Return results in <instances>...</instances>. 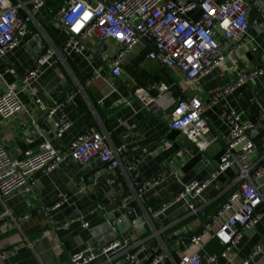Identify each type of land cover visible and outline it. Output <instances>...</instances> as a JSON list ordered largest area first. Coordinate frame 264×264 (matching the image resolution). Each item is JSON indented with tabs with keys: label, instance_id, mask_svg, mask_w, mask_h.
<instances>
[{
	"label": "crops",
	"instance_id": "0c3cea01",
	"mask_svg": "<svg viewBox=\"0 0 264 264\" xmlns=\"http://www.w3.org/2000/svg\"><path fill=\"white\" fill-rule=\"evenodd\" d=\"M66 1L47 0L36 22L30 25V33L6 58H0V94L13 86L25 105L23 112L0 126V138L14 158L23 160L46 142L56 150L68 152L73 140L89 126H94L108 136L111 146L117 150L125 146L126 152H119L122 166L114 170L97 159L83 166L94 172L87 177L73 172L69 160L54 171H37L32 190L20 189L0 200V249L8 252L5 257L0 255V264H73L72 255L87 248L96 250L101 242L110 238L108 218L115 208H108L128 195L133 196L134 190L139 192L144 184L148 190L134 196L130 206L136 209L138 216L123 213L131 221L143 216L148 231L140 235L134 225L124 226L118 223L119 218H113L117 239L143 241L144 248L137 254L139 259H145L147 254L165 245L171 251V258L163 264H175L179 259L176 250H183L182 241L188 234L201 231L233 191L230 185L235 171L231 169L205 188L196 213H191L188 200L175 198L183 185L209 178L224 154L228 126L220 116L221 110L234 108L255 122L264 115V74L253 86H245L219 104L211 99L214 92L224 88L234 77L264 66V31L260 27L264 0H249V38L243 39L222 64L224 74L214 71L192 87L184 86L176 70L149 57L151 48L145 41L123 57L120 76H115L111 70L119 50L112 39L99 42L88 38L85 52L64 51L67 33L57 24V19ZM189 15L199 17L201 14L196 9ZM37 36L43 39L42 44ZM231 44L233 46L234 42ZM49 48L58 52L43 66L31 86L36 97L46 103L77 94L74 101L62 108L72 125L61 137L56 136L57 120L43 116L30 92L21 87V79ZM98 65L104 66L100 72L94 71ZM141 87L161 96V103L167 104L171 99L185 100L190 95H201L207 104L205 117L211 123L209 148L201 153L180 131L170 129L169 109L160 114L149 113L135 96ZM55 90L56 99L52 96ZM260 129L264 135V121ZM258 155L256 151L250 161L256 160ZM137 158L140 161L130 168ZM162 173L168 178L150 187L151 180ZM57 203L60 205L55 208ZM161 206H165L166 211L153 228L146 213ZM119 207L120 204V210ZM257 212L264 213V204ZM78 213L89 223L88 228L74 220ZM65 221L71 223L68 228L53 231L55 225ZM263 238L264 219L244 231L240 244L227 257L220 255L224 247L213 238L204 249L202 264H210L207 260L210 255L219 256L216 264H243L246 260L250 264H264V246L262 252L253 255Z\"/></svg>",
	"mask_w": 264,
	"mask_h": 264
},
{
	"label": "built area",
	"instance_id": "2783aa9c",
	"mask_svg": "<svg viewBox=\"0 0 264 264\" xmlns=\"http://www.w3.org/2000/svg\"><path fill=\"white\" fill-rule=\"evenodd\" d=\"M46 4L47 0H0V58H6L9 52L19 46ZM196 9L201 15L190 16L189 13ZM85 13H90L87 19ZM57 24L67 33L63 46L66 52H85V40L88 38L99 42L114 40L119 45L118 54L111 65L115 76L122 74L123 57L145 41L151 48L148 56L176 70L186 87H192L214 71L224 74L222 64L235 52L234 48L239 47L243 39L249 36L251 29L249 0H67L58 11ZM260 27L264 31V14ZM231 42H234L233 46ZM56 52L55 48L47 49L21 79V87L30 92L43 116L57 120L56 136L61 137L72 125L62 108L74 101L77 94L46 103L36 97L31 86ZM103 68L98 65L94 71L100 72ZM263 74L264 66L241 73L224 88L214 92L212 101L219 104L245 86H253ZM135 96L149 113L160 114L169 109L170 129L180 131L199 152L204 153L209 148L211 123L205 117L207 104L201 95H190L185 100L171 99L167 104L161 103V96H155L148 88L141 87L136 90ZM24 110L25 105L15 87L9 86L0 94V126ZM243 114L230 107L221 110L220 116L228 126L224 154L209 178L183 185L175 197L177 201L188 200L191 213H196L198 200L200 202L205 188L229 170L235 171L230 185L233 191L199 233L182 241L183 250H176L179 259L175 264H202L204 249L213 238L224 247L220 255L227 257L240 244L244 231L264 219V213L257 212V208L264 204V135L260 131L264 115L255 122ZM256 151H259L257 159L250 161V156ZM119 152L125 153L126 147L115 149L109 144L108 136L94 126H89L79 134L68 152L56 150L46 142L37 151L29 152L23 160L14 158L0 138V200L3 201L20 189L32 190L35 184L33 177L37 171H54L68 158L82 165L99 158L114 170L122 166ZM139 161L135 159L130 168ZM167 178L168 175L162 173L151 180L149 186H157ZM146 190L148 186L144 184L139 192ZM139 192L134 190L133 196L128 195L121 201L119 208L122 212L138 216L136 209L130 206L135 197L140 196ZM59 205L57 203L55 208ZM165 211V206H161L146 213L147 221L153 228ZM74 220L80 221L84 228L89 227L81 213ZM70 224V221L57 224L53 231L57 233ZM143 244V241L116 239L99 252L91 248L78 252L70 257V262L113 264L115 259L126 254L133 264H163L171 258L170 249L162 245L147 254L145 259H139L137 254L143 250ZM262 246L264 238L253 255L262 252ZM7 254V251L0 249L1 256ZM218 258V255H210L207 260L210 264H216ZM243 264H250V261L246 260Z\"/></svg>",
	"mask_w": 264,
	"mask_h": 264
},
{
	"label": "water",
	"instance_id": "95a60500",
	"mask_svg": "<svg viewBox=\"0 0 264 264\" xmlns=\"http://www.w3.org/2000/svg\"><path fill=\"white\" fill-rule=\"evenodd\" d=\"M36 39L42 44L43 43V39L39 36L36 37ZM52 96L53 98L56 99V90L54 92H52ZM66 97V95L63 97V99ZM62 100V99H61ZM264 111V110H263ZM97 160H99V162H102L101 159L99 158H96ZM68 160L71 162L70 165L72 166V170L73 172H75L76 174H79L80 175H86L89 176L90 175H93L94 172L93 171H90V169L88 167H85L83 168V166H87L88 164L86 165H82L80 163H78L77 161L71 159V158H68ZM107 165V164H106ZM81 169H84V170H81ZM158 176V175H157ZM156 176V177H157ZM122 201V199L114 202L112 204V206H110L108 208V210H112L113 208H115L114 212H112V215L110 216V218H108V226H110V229H111V234H110V238L108 237L107 238V242L104 240L103 242H101L100 246L95 250L96 252H99L102 250V248L107 245L109 242L113 241V240H116L117 239V227L115 226V224H113L112 222V219L113 218H119L121 220L120 224H123L124 226H131V225H134L137 229V231L139 232L140 235H144L146 234V232L148 231V227L145 225V221H144V217L141 216L139 218H137L135 221H131L130 218L125 215L121 210L118 209V204H120ZM212 219V218H211ZM211 219L207 220L206 223L210 222ZM200 232V231H199ZM199 232H196V233H193V234H188L187 235V238L193 236V235H196L197 233ZM115 264H133L132 260L129 258V255L126 254L124 255L123 257H121Z\"/></svg>",
	"mask_w": 264,
	"mask_h": 264
},
{
	"label": "snow or ice",
	"instance_id": "6c2138e0",
	"mask_svg": "<svg viewBox=\"0 0 264 264\" xmlns=\"http://www.w3.org/2000/svg\"><path fill=\"white\" fill-rule=\"evenodd\" d=\"M89 15L90 13H85V19H87Z\"/></svg>",
	"mask_w": 264,
	"mask_h": 264
}]
</instances>
